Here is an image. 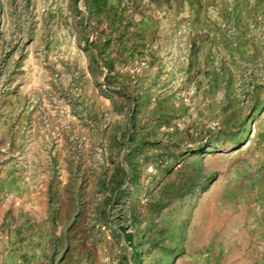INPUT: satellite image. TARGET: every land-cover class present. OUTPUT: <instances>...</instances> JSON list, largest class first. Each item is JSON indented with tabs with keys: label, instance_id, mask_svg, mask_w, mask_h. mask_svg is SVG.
<instances>
[{
	"label": "rangeland",
	"instance_id": "374dc122",
	"mask_svg": "<svg viewBox=\"0 0 264 264\" xmlns=\"http://www.w3.org/2000/svg\"><path fill=\"white\" fill-rule=\"evenodd\" d=\"M153 262L264 264V0H0V264Z\"/></svg>",
	"mask_w": 264,
	"mask_h": 264
},
{
	"label": "bare ground",
	"instance_id": "6f19581e",
	"mask_svg": "<svg viewBox=\"0 0 264 264\" xmlns=\"http://www.w3.org/2000/svg\"><path fill=\"white\" fill-rule=\"evenodd\" d=\"M183 212H184V210H183ZM177 213V212H176ZM179 213V212H178ZM176 215V214H175ZM177 216V215H176ZM182 216V215H181ZM181 216H180V218H181ZM173 217V216H172ZM171 223V222H170ZM169 226V225H168ZM173 226V225H172ZM171 227V226H170ZM172 228V227H171ZM169 229V228H168ZM175 230H176V228H175ZM175 230H173V231H175ZM174 233H176V232H171V233H169V235H168V239H171L172 238V236H173V234ZM162 255V254H161ZM151 264H155L154 262L153 263H151Z\"/></svg>",
	"mask_w": 264,
	"mask_h": 264
}]
</instances>
